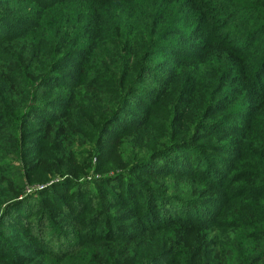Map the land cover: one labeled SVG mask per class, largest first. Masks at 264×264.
<instances>
[{"label":"trees","instance_id":"obj_1","mask_svg":"<svg viewBox=\"0 0 264 264\" xmlns=\"http://www.w3.org/2000/svg\"><path fill=\"white\" fill-rule=\"evenodd\" d=\"M175 1H23L26 10L28 11L29 8V11L19 24L27 29L15 28V32L9 34L8 38L18 40L17 48L20 45V50L7 55L4 71L0 75V115L5 113L0 120V226L11 228L21 236L14 232L13 234L18 237L7 240L6 230L0 229V264H182V260L189 256L191 248L187 247V243L181 244L180 237H177L175 231V226L181 221L178 219L177 210L181 208L172 201H169L170 204H165L168 202L165 199L170 196L159 195L152 189L142 187L140 180L143 178L134 177V174L156 175L158 172L156 169L160 168V165L154 166L153 163L157 159L151 161L153 167H150V171L147 167L138 168L139 165L133 162L126 171H117L104 178L102 185L113 201L106 199L104 195L103 199H99L101 208L90 211V205H82L85 200L83 195L85 184L76 185L75 192L65 190L68 198L40 199L37 203L36 196L18 200L24 191V183L16 172L5 171L1 158L4 145L13 148L19 146L20 160L25 162L27 171L31 168L29 161H26L29 155H27V141L24 139V135L28 133L20 134L18 131L17 110H22L23 113L32 111V114L39 119V112L46 114V110L42 109L47 108L48 111L51 107L48 103L49 99L55 98L51 99L53 106L58 108L63 106V111H51L34 136L40 138L43 144L54 143L62 147L65 140L69 139L66 137L67 134L72 132L68 116L69 102H73L77 94L74 90L89 89L93 97L86 98L88 104H99L103 118H108L113 113L110 108L113 109L115 103L118 106L122 105L134 90L152 80L153 73L150 72L157 71L152 67L153 61H151L156 50L168 41L177 49L181 45L175 43V38L177 42L183 40L184 31L180 29V25H175L173 16L178 8L168 11V6H174ZM7 5L8 3L4 4ZM234 6L240 8L228 15L229 20L232 22L239 16L247 17L242 25L245 26L247 36L264 31V0H237ZM205 7L206 4L203 3L195 8V18L208 21L212 15V19H216L215 28L212 30L208 23H205V30L219 32L220 28H225V25L216 18L215 12H225L223 10L229 9L225 7L226 9L222 11H213L211 8L205 10ZM223 15L225 16V13ZM186 26L190 28L189 24ZM104 30H109L111 34H106ZM41 32H45V39L41 38ZM213 41L212 45H214ZM242 48L238 65H232L234 69L230 74V81L235 80L234 76L239 71L238 80L242 88L240 94H248L250 89L259 90V94L263 96L259 100H264V89H259V78H262L264 71V46L259 49L263 56L257 61L250 56L253 52L252 48L245 44L238 46V49ZM184 57L186 56L182 58ZM253 61L255 63L251 65ZM66 66L82 74L77 77L66 74V78L71 83L61 86L70 89L49 96L57 88V85H52L49 81L56 78L58 70ZM193 67L199 69L201 66ZM222 71L225 72L223 65ZM213 76L211 75L212 78ZM224 78L225 75L222 80ZM26 80L30 83H25ZM222 80L213 82L218 86L222 84ZM62 93L66 96V103L60 98ZM30 96V103L26 105ZM18 98L24 103L17 101ZM224 100L225 97L219 99L218 103L209 102L205 111H211L219 106L224 109ZM107 102L111 103L112 107L108 108ZM184 102L183 116L190 119L191 111L194 109L193 99L189 98ZM64 109L66 113L60 114L59 112H64ZM85 112L90 110L87 109ZM263 114L264 111L257 112L249 119L246 122L247 129L255 130L256 126L259 128L260 123L264 124ZM5 118L12 123V127H7ZM201 122L204 121L196 120L194 127L193 125L184 127L179 135L166 134L160 137L157 143L160 151L158 153L157 149L154 152L155 156H161L160 154L167 150H179L182 154L179 157L183 163L182 170L195 168L197 176L206 177V173L212 168L225 169V160H221L213 153L217 150L213 136L219 134L225 136L220 137L225 148L221 151L225 154H221L232 157L245 151L242 148L249 150L250 146L245 145V135L242 137L243 147L241 142L232 144L229 136H234L233 129L238 126L237 124L224 125L217 119L205 123L207 125ZM151 123L149 120L147 124ZM204 128L205 131H201ZM259 131L264 134L263 129ZM205 139L207 140L205 143L189 147V143L203 142ZM75 144L74 139L71 141L70 151L65 148L62 153L72 152ZM254 148L251 158L247 157L248 165L243 162L244 173L237 179L243 181L239 196L247 202L245 205L247 211L241 217V222L231 228H242L244 221L257 222L258 226L251 231L252 238L261 241L259 250L263 254L260 258H256L255 264H264V137ZM146 156L148 158L151 154L147 153ZM232 166L233 170L237 169L236 163ZM43 192L47 193V191ZM78 208H81L78 216L75 215L76 213L70 215ZM67 215L70 219H79L75 228L74 226L69 228L73 233L65 241L59 240L49 245L47 238L54 234L55 230L59 232L60 226L66 227ZM117 220L129 223L119 227L122 223L116 222ZM161 234L165 238H160ZM16 238H19L17 242H15ZM21 238L27 240V244L20 243ZM219 252L216 251V256L220 257L217 264H231L221 259ZM202 255L190 264H210L211 260L215 262L207 250H204Z\"/></svg>","mask_w":264,"mask_h":264},{"label":"rangeland","instance_id":"obj_2","mask_svg":"<svg viewBox=\"0 0 264 264\" xmlns=\"http://www.w3.org/2000/svg\"><path fill=\"white\" fill-rule=\"evenodd\" d=\"M23 1L26 2V0H0V75L4 71L7 55L20 50V45L17 48L18 40L8 38L9 34L15 32V28L27 29L19 24L29 11V8L28 11L26 10ZM236 1L176 0L174 6H168L170 12L178 8L173 15L174 21L175 25L181 26L180 29L184 31V36H182L183 40L178 42L175 38V43L181 46L175 49L172 46L174 44H170L169 41L164 42L163 47L156 50L151 60L153 61L152 67L157 70L155 73L150 72L153 73V79L134 90L120 105L121 107L115 103L112 109L110 108L112 104L107 102V107L113 111L108 118H103L99 104H88L86 98L93 97L89 89L74 90L77 93L74 101H68L70 103L68 119L72 132L67 134L66 137L69 139L65 140L62 147L54 143L43 144L40 138L34 136L51 111H63V106L61 108L53 106L51 99L55 98L49 99L48 103L51 107L48 111L47 108L42 109L46 110V114L39 112V119L32 114V111L23 113L22 110H17L16 113H19L18 131L20 134L28 133L24 135V139L27 141V155H29L26 161H29L31 168L27 171L25 162L20 160L19 146L13 148L4 145L1 158L5 171L16 172L24 183V191L18 200L36 196L37 203L40 199L65 198L67 197L65 190L75 192L76 185L85 184L86 189L83 193L85 200L82 205H90V211H95L101 208L99 207L100 198L103 199L105 195L106 199H111L107 189L102 185L104 178L117 171H126L133 162L139 165L138 168L147 167L150 171L151 161L157 159L153 165H160L161 169H156L158 171L156 175L134 174V177L143 178L140 180L142 187L152 189L159 195L170 196L165 199L168 201L165 204H170L169 201H172L181 208L177 210L178 219L181 221L175 226V231L178 234L177 237H180L181 244L187 243V247L191 248L189 256L182 260V264H190L199 256L201 258L204 250L211 253L215 260V262L211 260L210 264H217L220 261V257L216 256L217 250L220 251L221 259H225V262L255 264L256 258H260L263 254L259 250L262 245L261 241L252 238L251 231L252 228L258 226L257 222L244 221L242 228L231 227L237 226L247 211L245 207L247 202L239 196L240 185L243 181L237 179L244 173V163L246 165L249 163L247 157L251 158L255 145L264 137V134L259 131V129L264 130V124L260 123L259 128L256 126L254 130L247 129L246 122L257 112L264 111V100H259L263 97L259 94V90L250 89L248 94H240V89H242L238 80L240 72L236 73L233 81H230V74L234 69L232 65L237 66L240 61L243 48L238 49L239 45L245 44L252 48L253 52L250 56L254 61L262 58L263 54L259 49L264 46V31L247 36L245 26H242L247 17L239 16L232 22L229 20L228 15L240 8L234 6ZM5 3L8 5L4 6ZM203 3L206 4L205 10L209 8L213 11H222L226 8L231 10V12H227L229 10L215 12L216 18L225 25V28H220L219 32L205 30V23H208L213 30L216 19H212V15L208 21L195 18V8ZM32 20H35L34 17ZM186 24H189L190 28H187ZM104 32L111 34L109 30H104ZM207 35H209L208 38ZM41 38L45 39V32H41ZM212 41L214 45L211 44ZM188 54L190 55L187 56ZM183 56L186 57L182 58ZM171 61L177 63L173 64ZM254 61L251 65H254ZM195 65L201 67L197 69L193 67ZM222 65L225 66V72L222 71ZM67 67L69 66L58 70L57 77L49 81L52 85H57L49 96L70 89L61 86L71 83L66 78V74L72 77L82 74L78 70ZM211 75H214L213 78ZM224 75L225 78L222 80ZM259 79L261 90L264 89V71L262 78ZM214 80H222V84L216 86ZM25 83H30V81L26 80ZM223 97H225L224 109L219 106L211 111H205L209 102L217 101L218 103V100ZM60 98L66 103V96L63 93ZM189 98L193 99L194 109L191 111L192 117L187 119L183 116L182 106L183 102L188 101ZM30 100L31 96L26 105L30 103ZM17 101L24 103L19 98ZM87 109L90 112H85ZM59 113L64 114L66 110ZM4 115L5 113L0 115V120ZM262 116L264 117V114ZM215 119L224 125L231 123L238 125L233 129L234 136H229L233 145L241 142V147H243L242 137L245 135V145L250 146L249 150L242 148L245 151L230 157V155H224L225 152H221L225 148L223 139L220 137L225 136H220V134L213 136L215 137H212L214 144L217 146V150L213 153L221 160H225V169L212 168L206 173V177L197 176L195 168H188V171L182 170L183 163L179 160L182 154L179 150L168 151L166 149L167 151L160 154L161 156H155L154 152L158 149L157 143L160 137L166 134L179 135L184 127L188 128L192 125L194 127L196 120L204 121L201 123L207 125ZM5 120L7 127H12V123L7 118ZM149 120L151 124H147ZM201 131H205V128ZM74 139L76 144L72 152L63 154L62 151L65 148L70 151L71 141ZM205 141L207 140L193 142L194 144L189 143V147H195ZM159 151L158 149V153ZM147 153L151 154L148 158ZM234 163L237 165L236 170H233ZM225 179H227L226 183ZM216 188L218 190H214ZM43 191L47 193L44 194ZM71 199L74 198L71 197ZM79 211L81 208L74 209L70 215L76 213L75 215L78 216ZM69 217L67 215L66 227L60 226L59 232L55 230L54 234L49 235L47 238L49 245L59 240L69 239V235L73 233L69 228L71 226L75 228L79 221V219ZM121 221H116L122 223L119 227L129 223ZM0 229L6 230L7 240L21 236L19 232L11 228L6 229L0 226ZM14 232L19 233L18 236H15ZM160 238H165V236L161 234ZM18 239L16 238L15 242ZM71 239H73L72 236ZM20 241V243L27 244V240L23 238Z\"/></svg>","mask_w":264,"mask_h":264}]
</instances>
